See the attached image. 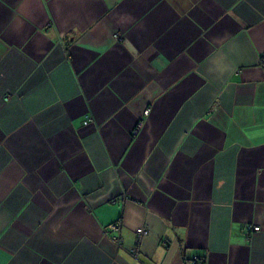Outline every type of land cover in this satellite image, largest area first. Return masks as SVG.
Segmentation results:
<instances>
[{
  "label": "crops",
  "instance_id": "1",
  "mask_svg": "<svg viewBox=\"0 0 264 264\" xmlns=\"http://www.w3.org/2000/svg\"><path fill=\"white\" fill-rule=\"evenodd\" d=\"M262 53L264 0H0V264H264Z\"/></svg>",
  "mask_w": 264,
  "mask_h": 264
},
{
  "label": "built area",
  "instance_id": "2",
  "mask_svg": "<svg viewBox=\"0 0 264 264\" xmlns=\"http://www.w3.org/2000/svg\"><path fill=\"white\" fill-rule=\"evenodd\" d=\"M113 37L116 40H120V35H118V34H114ZM261 59H262V61H264V53H262ZM148 113H149V109H145L143 112V116L140 117L136 121L135 127L133 128V131H132L133 134H136L141 130V128L143 127L144 122H145V116H147ZM257 230H259V226L249 225L246 228L245 233L247 235H251L252 232H255ZM118 231H119V226L116 223H112L105 228V233H113V232L117 233ZM135 232H136V244L131 248L130 251H131L132 256L134 258H137L139 251H140V242H141L142 238L147 235L148 230L142 226H139L135 229ZM113 241L115 243H117L118 245H121L122 240H121L120 235L118 233L115 236H113ZM197 261H198L197 259H194L191 262H189V264H196Z\"/></svg>",
  "mask_w": 264,
  "mask_h": 264
},
{
  "label": "rangeland",
  "instance_id": "3",
  "mask_svg": "<svg viewBox=\"0 0 264 264\" xmlns=\"http://www.w3.org/2000/svg\"><path fill=\"white\" fill-rule=\"evenodd\" d=\"M144 123H145V122H144ZM143 126H144V125H143ZM142 128H143V127H142ZM142 128H141V129H142Z\"/></svg>",
  "mask_w": 264,
  "mask_h": 264
}]
</instances>
